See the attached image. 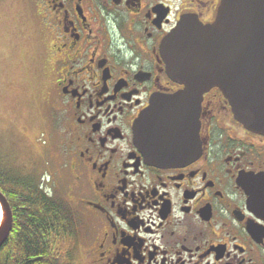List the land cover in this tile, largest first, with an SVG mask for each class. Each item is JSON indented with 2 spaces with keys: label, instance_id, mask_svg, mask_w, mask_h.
<instances>
[{
  "label": "flooded vegetation",
  "instance_id": "obj_1",
  "mask_svg": "<svg viewBox=\"0 0 264 264\" xmlns=\"http://www.w3.org/2000/svg\"><path fill=\"white\" fill-rule=\"evenodd\" d=\"M220 2L29 0L40 82L87 223L78 264H264V134L235 119L223 91L204 94L178 159H152L134 128L154 98L185 88L168 74L164 38L186 17L213 22Z\"/></svg>",
  "mask_w": 264,
  "mask_h": 264
},
{
  "label": "water",
  "instance_id": "obj_2",
  "mask_svg": "<svg viewBox=\"0 0 264 264\" xmlns=\"http://www.w3.org/2000/svg\"><path fill=\"white\" fill-rule=\"evenodd\" d=\"M168 74L185 86L156 97L135 124L137 139H147L151 158L175 160L192 150V127L199 125L204 93L220 88L235 119L264 134V0H221L214 22L186 17L162 41ZM190 113L167 111L183 110ZM144 145V144H143ZM0 248L9 238L14 214L0 190Z\"/></svg>",
  "mask_w": 264,
  "mask_h": 264
},
{
  "label": "rangeland",
  "instance_id": "obj_3",
  "mask_svg": "<svg viewBox=\"0 0 264 264\" xmlns=\"http://www.w3.org/2000/svg\"><path fill=\"white\" fill-rule=\"evenodd\" d=\"M35 20L29 0H0V166L32 174L52 196L70 203L81 230L87 223L75 200L73 175L63 164L47 87L40 82ZM77 252L73 264L80 263Z\"/></svg>",
  "mask_w": 264,
  "mask_h": 264
},
{
  "label": "trees",
  "instance_id": "obj_4",
  "mask_svg": "<svg viewBox=\"0 0 264 264\" xmlns=\"http://www.w3.org/2000/svg\"><path fill=\"white\" fill-rule=\"evenodd\" d=\"M5 167L0 166V190L11 205L14 224L0 248V264H73L81 232L73 207L52 196L32 174Z\"/></svg>",
  "mask_w": 264,
  "mask_h": 264
}]
</instances>
